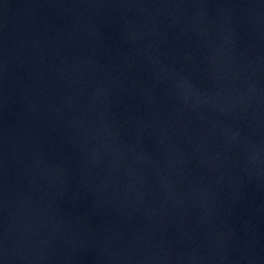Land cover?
<instances>
[{"label": "water", "instance_id": "water-1", "mask_svg": "<svg viewBox=\"0 0 264 264\" xmlns=\"http://www.w3.org/2000/svg\"><path fill=\"white\" fill-rule=\"evenodd\" d=\"M50 0H0V264H28L29 180Z\"/></svg>", "mask_w": 264, "mask_h": 264}]
</instances>
